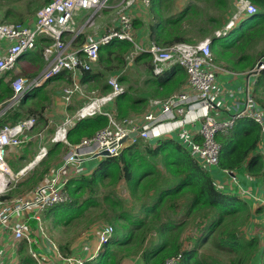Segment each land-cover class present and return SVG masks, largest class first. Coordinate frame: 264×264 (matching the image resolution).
Listing matches in <instances>:
<instances>
[{
    "label": "trees",
    "instance_id": "1",
    "mask_svg": "<svg viewBox=\"0 0 264 264\" xmlns=\"http://www.w3.org/2000/svg\"><path fill=\"white\" fill-rule=\"evenodd\" d=\"M1 1L13 5L20 0ZM48 1L28 0L24 13L9 7L3 12V20L24 22ZM172 1L151 0L149 5L153 18L146 24L148 38L163 45L196 40L188 34L192 21L200 10L203 12L200 2L205 3L204 9L211 8L215 12L203 19L198 33L201 38L212 36L214 30L224 26L235 6L234 0H193L173 15L167 12ZM251 1L257 6V12L243 20L250 22L244 32L233 28L224 37H211L214 61L223 68L249 70L259 59V53L264 57V47L260 52L254 51L259 42L263 41L264 45V0ZM133 23L135 27L143 26L137 17ZM132 48L131 42L119 39L100 46L95 67L82 75L81 83L87 81L88 87H96L99 94L111 91L107 76L124 69V54ZM148 56L142 52L134 60L141 62ZM146 68L151 74L150 63ZM173 71H180L181 75L171 78L165 71L156 77L153 92L147 91L146 95L164 97L177 90L186 74L178 65H173ZM124 79L123 75L118 77L119 82L125 83ZM261 89H264V70L256 76L252 91L259 96ZM11 92L9 88L6 95ZM260 97L264 100V96ZM76 103L79 107L83 101ZM147 104L148 98L141 97L137 89L129 85L106 107V112L121 120L144 111ZM108 123L109 118L103 113L78 119L67 130L66 138L71 144L79 143ZM176 137L159 138L154 144L138 139L118 155L100 159L89 173L70 177L65 185L70 200L54 204L43 213L48 228L66 226L74 219L83 221L86 230L98 220H101L98 224H110L113 227L111 237L97 258L84 264H121L123 259L137 256L141 264H165L178 254L177 264H253L258 255L263 257L264 264V245L261 249L259 237H246L242 230L251 217L247 203L234 192L218 189L211 172L202 167ZM216 139L220 144L218 167L233 170L244 166L245 172L259 181L264 193V159L256 151L260 139L259 124L250 118L239 119L228 132L218 133ZM28 144L34 148L36 140ZM67 150V145L62 142L52 143L46 157L30 170L28 177L10 184L7 194L1 195L0 199L32 189L53 165L60 163ZM34 154L35 150L26 148L18 162L26 161L24 167ZM9 165L14 172L19 170L10 160ZM119 188L127 195L119 193ZM189 227H194L195 232L188 235L185 232ZM26 248L27 242L23 240L19 264H36ZM59 248L65 255L75 249L70 241L60 244Z\"/></svg>",
    "mask_w": 264,
    "mask_h": 264
},
{
    "label": "built area",
    "instance_id": "2",
    "mask_svg": "<svg viewBox=\"0 0 264 264\" xmlns=\"http://www.w3.org/2000/svg\"><path fill=\"white\" fill-rule=\"evenodd\" d=\"M151 0H120L117 11V25H111L104 33L97 37H87L80 47H73L70 41L63 38L65 32L76 37L83 29L76 28L75 16L77 12L85 9L91 11L87 22L90 23L98 11L107 6L108 0H51L36 13V20L32 28L19 23H5L0 21V38L9 41L4 53L0 55V76L7 70L12 69L18 56L25 50L33 48L36 37L45 34L52 42L44 47V58L49 62L43 79L67 71L71 75V84L64 89V99L69 101L74 93H82L76 74L89 71L99 57L100 46L109 43L113 39L127 40L134 44L136 51L144 50V45L137 42L135 30L132 26V16L127 12L136 2L147 6ZM237 11L227 23L224 30L214 31L219 37L225 34L226 29L233 25L243 12L253 14L256 6L250 0H234ZM86 22V21H85ZM72 37V38H73ZM210 38L206 37L197 42H175L170 45H160L150 41L145 48L152 57L153 70L159 73L162 67L177 63L187 74V84L178 93L172 94L163 100H155L154 104L160 103V115L151 112L142 115L140 120L143 126L150 127L157 124L161 127L158 133H167L175 128L183 127L184 123L193 124L200 121V132L203 136L202 144L192 141L190 133L182 129L180 137L190 146L191 153L195 155L204 166L215 165L218 162L219 145L214 140L218 132L228 131L233 126L237 117L250 115L261 124L262 140L258 143L259 151L264 156V108L258 107L253 99L249 87H246L243 99V108L227 118L219 119L211 111L217 110L219 99V87L216 81V73L223 67L217 65L210 47ZM264 67V63L260 68ZM247 73V72H246ZM249 74V73H247ZM24 80L20 77L12 80L13 103L24 91ZM111 92L105 95L94 96L90 101L79 108L75 115L67 119L64 124H72L74 119H80L95 113H103L108 116L109 123L96 131L91 138H84L80 143L72 145L71 153L64 160V166L59 168L56 175L41 182L29 196H20L12 199L7 205L0 207V222L10 228L14 239L34 242L32 230L20 219L29 211V218L36 222L38 235L47 239L50 254L29 249L30 256L36 264H84L94 260L101 251V247L112 235L113 227L108 223L97 224L94 231L95 244L88 240L86 235L84 245L80 250L65 255L59 245L47 236L42 224V213L48 206L64 202L68 194L64 185L68 179L67 174L61 173L69 163H78L82 156H91L102 150L110 155H117L118 141L135 127L133 120L124 118L115 119L111 113L104 111L103 106L109 103L117 94L123 91L116 77H109ZM37 84V83H36ZM9 104V105H10ZM154 127L153 129H155ZM20 127L5 128L0 132V147L8 142L16 143V134ZM61 131L64 138L65 127H60L56 134ZM144 136L148 132L143 133ZM57 139L56 135L52 138ZM180 254L169 258L165 264H177Z\"/></svg>",
    "mask_w": 264,
    "mask_h": 264
},
{
    "label": "crops",
    "instance_id": "3",
    "mask_svg": "<svg viewBox=\"0 0 264 264\" xmlns=\"http://www.w3.org/2000/svg\"><path fill=\"white\" fill-rule=\"evenodd\" d=\"M112 1L114 0H111V2ZM119 1L120 0H118L114 4H107V7L104 9L108 17L107 21L100 22L94 27H86L83 30V33L73 40V45L75 47H80L85 41V38L88 34L99 36L103 33L106 27H109L111 25H117V15L113 16V12L109 9H117ZM140 6L141 3L136 2L131 8L127 9V12L132 16L133 19L137 17V19L139 18L143 22V26L141 28H137V39L140 32L145 33L146 37H148V29L146 24L153 18L150 13L149 15H141L139 10V12L134 11L135 9H139ZM145 17L147 20L146 22L144 21ZM33 24L34 20L28 19L26 21V25L28 26H33ZM71 37L72 36L69 34H66L64 36L65 39H71ZM8 44L9 42L6 39L0 38V55L4 52ZM44 45L45 38L39 37L37 40L36 47L31 51L23 53L19 58L20 61H17L18 64L16 63L13 69L7 71L6 73L0 76V102L10 95H6V93L8 89L11 88L10 80L14 76H23L28 79L31 83L34 78L39 77L41 71L44 68L48 67V63L45 61L41 53V49ZM21 59L24 60L21 61ZM142 61H145L144 67L147 74L146 67L147 65H149V62L146 61L145 58L142 59ZM165 71H167V75H169L171 78L179 77L181 75L180 71H173L172 66L167 68ZM146 74L143 72V75ZM81 76L82 73L78 75L80 82ZM147 79L148 77L142 81H146ZM67 80L68 73L62 72L53 79L46 81L43 84H39L33 89H30L28 93L11 109L5 111L4 113H0V126L4 124H15L20 120H24L28 117H33L36 119V122L32 132H48L51 131L53 128L55 130L57 127L63 124L64 119L70 117L74 113L73 111L75 110V108L78 107V104L76 102H84L87 95L91 91H96V89L91 86L90 88H92L93 90L91 89V91L88 92L84 89L80 95L74 94L71 98V101L67 103L62 96L63 88L65 83H67ZM142 81H138L136 85H143L144 82ZM216 81L219 87V104L217 110L213 112L218 118H225L230 114V109L234 108L235 100L241 101V99L245 96L242 92H245L246 87H249L250 90L252 89L255 82V76H253L252 74H247L246 70H232L228 68H222L216 73ZM185 82L186 75L178 89H181ZM82 83V86H89L87 81ZM147 83L149 82L146 81V84ZM152 98L156 97L153 96ZM195 137L199 138L198 135H196ZM156 140L157 138L150 139L149 142L154 144ZM11 156L12 155L10 154L9 157ZM92 159L93 158L83 160L86 161V166L88 169H90L89 171H87V169H84L83 173H89L98 163V160L96 159L97 163L90 166L89 163ZM82 162H80L79 164H73L74 166L72 168H75L76 166H82ZM57 166L58 165H55L54 168L50 170L48 177L57 168ZM208 170L211 172L214 181L222 185L221 190L223 192H234L240 197V199L246 201L251 212L250 219H254L255 221H257V223L261 226V231L264 236V205L260 201L264 199V193L261 189L259 181L255 180V178L253 177H250L248 173L245 172L244 166L233 169L230 171V173H225L218 166H211L208 168ZM231 176L235 177V182L231 179ZM29 192L30 190L24 191L22 192V194L27 195L29 194ZM13 197H16V195L12 196V198ZM20 219L26 221V223L32 230V235L35 240L31 244L27 243L26 251L28 252L29 249L32 248L33 250L39 251L41 253L50 254L48 241L46 238L38 235L33 220L29 218V211L25 215L21 216ZM45 224H47L46 221ZM256 227L257 225L253 224L252 222L250 223L249 220L246 225V228L244 229L246 237H250L253 235L259 237V235L255 233ZM259 239L261 242L260 246L262 249L264 245V239L260 237ZM88 240L91 244H95L96 238L95 236H89ZM22 241L23 240L14 239L10 228L4 225V223L0 222V264H19L20 243ZM72 245H74L75 247L76 243H73ZM73 251L77 252L80 251V249L75 247ZM262 263L263 257L261 255L256 256L253 260V264Z\"/></svg>",
    "mask_w": 264,
    "mask_h": 264
},
{
    "label": "clouds",
    "instance_id": "4",
    "mask_svg": "<svg viewBox=\"0 0 264 264\" xmlns=\"http://www.w3.org/2000/svg\"><path fill=\"white\" fill-rule=\"evenodd\" d=\"M51 1V0H50ZM251 1V0H250ZM49 2V1H48ZM47 2V3H48ZM109 2H111V0H108V2H107V4L109 3ZM151 2V1H150ZM234 2V1H233ZM252 2V1H251ZM47 3H45V4H47ZM140 3V2H139ZM253 3V2H252ZM45 4H43L42 6H40L35 12H34V14L32 15V17H30L29 19H31V20H34V23H35V20H36V13H37V11L41 8V7H43ZM254 4V3H253ZM150 5V3L147 5V7ZM234 5H235V3H234ZM255 5V4H254ZM144 6V5H143ZM256 6V5H255ZM107 7V6H106ZM106 7H103L102 9H105ZM118 9H119V7H117V11H118ZM82 10H85V9H82ZM90 10V9H89ZM81 11V10H80ZM80 11H78L77 12V15H78V13L80 12ZM86 11H88V10H86ZM100 11V10H99ZM98 11V12H99ZM256 12H257V6H256ZM256 12H254V13H256ZM233 14H234V12H233ZM233 14L231 15V17L229 18V20L227 21V23L231 20V18H232V16H233ZM76 15V16H77ZM116 15H117V12H116ZM75 16V17H76ZM97 15H95V17H96ZM90 17V16H89ZM89 17H82V19H81V22H79V23H77L76 22V28L77 29H85L86 27H89V26H91V25H93V23H94V19H95V17L94 18H92V20L90 21V23H88L87 22V19L89 18ZM0 21H2V22H5V23H15V22H6V21H4L3 19H0ZM27 21V20H26ZM26 21H24V22H18L19 24H21V25H23V26H26V27H29V28H32L33 26H34V24H33V26H28V25H26ZM75 21H76V18H75ZM86 21V22H85ZM227 23H225V25L224 26H222L221 28H218V29H216V30H224L225 29V27H226V25H227ZM237 23H238V19L234 22V24L233 25H231V26H229L227 29H226V32H225V34H223V35H220L219 36V38H221V37H224V36H226L233 28H235L236 26H237ZM132 26H133V28L135 27L134 26V23H133V18H132ZM109 27H111V26H109ZM108 27V28H109ZM107 28V29H108ZM138 27H135L134 28V30H135V34H136V32H137V29ZM141 28V27H140ZM107 29H105L104 31H103V33L107 30ZM83 30H82V32H80L76 37H73L72 35V37H71V39L69 38V39H65L64 38V36L66 35V34H71V33H69V32H65L62 36H63V38H64V40H66V41H70L71 42V44H72V46L73 47H75L74 45H73V40L75 39V38H77L80 34H82L83 33ZM216 30H214V31H216ZM214 31H213V34H212V36H215L214 35ZM212 36H205V37H203V39L204 38H206V37H209L210 38V40H211V37ZM39 37H43V38H45V40H47V41H49V43L47 42V43H45V45L42 47V49H41V53H42V56H43V58H44V55H43V49H44V47H46L47 45H49L51 42H52V39L49 37V36H47V35H45V34H40V35H38L37 37H36V40H35V45H34V47L33 48H30V49H27V50H25V51H23L19 56H18V58H17V60H16V62H15V64H14V66H13V68L15 67V65H16V63H17V61L19 60V58H20V56L23 54V53H25V52H27V51H31V50H33L35 47H36V44H37V40H38V38ZM93 37H97V36H92L91 38H93ZM216 37V36H215ZM2 39H5V38H2ZM87 38H85V40H86ZM7 40V39H6ZM136 40H137V42H141L142 43V41L141 40H138L137 39V37H136ZM200 40H202V39H200ZM8 41V40H7ZM127 41V40H126ZM150 41H154V40H151V39H149L148 37H146V44H143L144 45V50H141V51H136V49L134 50V54L136 55V56H138L140 53H142V52H146V53H148L149 54V56H148V58L150 59V65H151V71H152V75L153 76H155V77H157V76H160V75H162L164 72H165V70L167 69V68H169L170 66H172L173 67V65H178L177 63H174V64H170V65H167V66H165V67H162V70L159 72V73H156L154 70H153V64H152V57H151V53L150 52H148L145 48L148 46L147 44L150 42ZM199 41V40H198ZM9 42V41H8ZM130 42V41H129ZM156 42V41H155ZM179 42H186V41H179ZM194 42H197V41H193V42H191V43H194ZM132 43V42H131ZM156 43H158V42H156ZM158 44H160V43H158ZM172 44V43H171ZM9 45V44H8ZM132 45L134 46V44L132 43ZM160 45H163V44H160ZM167 45H170V44H167ZM163 46H166V45H163ZM210 47H211V42H210ZM7 48V47H6ZM134 48H135V46H134ZM100 50V49H99ZM5 51V50H4ZM212 51V50H211ZM4 53V52H3ZM2 53V54H3ZM133 53H131V55L133 54ZM213 53V52H212ZM1 54V55H2ZM134 57V56H133ZM132 57V58H133ZM99 58V57H98ZM45 59V58H44ZM45 61L49 64V62L45 59ZM98 61V60H97ZM97 63V62H96ZM96 63L94 64V65H92V67L94 66L95 67V65H96ZM258 63H260V64H258ZM262 63H264V57L263 56H261L258 60H257V62L255 63V65L251 68V69H249V70H246V72L247 73H249V74H252L253 76H255V78H256V76L259 74V72L260 71H262V70H264V67L263 68H260V69H258L259 67H260V65L262 64ZM50 67V66H49ZM49 67H46V68H44L42 71H41V73H40V75H39V77H36V78H34L33 80H32V82L30 83V81L28 80V79H26L25 77H23V76H17V77H20V78H22L23 80H24V83H23V89H24V91H23V93L15 100V101H13V103H11L10 104V99L12 98V96H13V93H14V91H13V88H12V85H11V82L12 81H10V87H11V94L6 98V99H4L3 101H1L0 102V113H4L5 111H7V110H9V109H11L14 105H16L27 93H28V91L30 90V89H33V88H35L37 85H39V84H43L44 82H46V81H49V80H51V79H53L54 77H56V76H58L59 74H61L62 72H67V71H62L61 73H59V74H57V75H53V76H50V77H48V78H46V79H43V76H44V74H45V72H46V70H48V68ZM91 67V69L89 70V71H91L93 68ZM178 67H180V68H182L180 65H178ZM12 68V69H13ZM183 69V68H182ZM9 70H11V69H9ZM9 70H7V71H9ZM184 70V69H183ZM6 71V72H7ZM5 72V73H6ZM85 72H87V71H84V72H80V73H77L76 74V80L78 81V83H79V81H80V79L78 78V75L79 74H81L82 73V75L85 73ZM68 73V80H67V82L69 83V85L71 84V82H72V79H71V75L69 74V72H67ZM185 74H186V72H185ZM120 75H118V77H119ZM16 77V78H17ZM82 77V76H81ZM110 77H112V76H110ZM113 77H115V76H113ZM108 79H109V77H108ZM108 79H107V83H108ZM116 79H117V77H116ZM14 80V79H13ZM117 81H118V79H117ZM119 82V81H118ZM37 83V84H36ZM81 83V82H80ZM80 83H79V85H80ZM109 84V83H108ZM120 84V83H119ZM187 84V74H186V82H185V84L181 87V89H177V90H175V91H173L172 93H170L169 95H167V96H164L163 98H159V97H156V98H153V100H150V101H148V104H149V106H147L145 109H144V111H141V112H139V113H133V114H131V115H129V116H127V117H124V118H127V119H131V120H133V125L135 124V127L133 128V129H131L130 131H128V133L129 132H133V131H137L138 130V128H142V130L140 131V132H138V135L137 136H135V137H133L132 138V143L131 144H133V143H136V141L138 140V139H142L143 141H146V142H149V140L150 139H155V138H157V139H159V138H168V137H171V136H174V135H176L177 137V139L189 150V153H190V155L193 157V158H195L198 162H199V164H201V166L202 167H205V168H209V167H211V166H218V162H217V164H215V165H210V166H204L199 160H198V158L195 156V155H193L192 153H191V150H190V146L186 143V142H184L183 140H182V138L180 137V132H181V130L182 129H185V130H187L189 133H190V135H191V139H192V141L193 142H195V143H198V144H202V142H203V136H202V134H201V132H200V129H201V124H200V121H196L195 123H193V124H187V123H184L183 124V127L181 128V127H179V128H175V129H173V130H171V131H169V132H167V133H158V134H155L154 132H156V131H158L159 129H161L162 128V126L161 127H157V124H155L154 126H150V127H145V126H143L142 124H143V122H142V120H140L141 118V116L142 115H144V114H146V113H149V112H151V113H153V114H155V115H158L159 113H160V111H161V107H160V103H158V104H154V101L155 100H158V101H160V100H163V99H165V98H167V97H169L170 95H172V94H175V93H178V92H180L184 87H185V85ZM69 85H65L64 86V88H63V99H64V89L66 88V87H68ZM121 85V84H120ZM122 86V85H121ZM80 87H81V85H80ZM122 88H123V86H122ZM83 90L84 89H82V92H83ZM93 90V89H92ZM111 90H112V87H111ZM125 89L123 88V91H124ZM94 91L95 90H93V91H91L89 94H93L94 93ZM123 91L121 92V93H123ZM109 92H111V91H109ZM109 92H107V93H109ZM242 92V91H241ZM107 93H105V94H107ZM121 93H119V94H121ZM242 93H244V92H242ZM250 93H251V95H252V97H253V99H254V93H253V91H252V89L250 90ZM74 94H79L80 95V93H74ZM73 94V95H74ZM87 95V97H86V99H91V96L90 95ZM105 94H99L98 93V91H97V93H96V95L97 96H99V95H105ZM119 94H117V95H119ZM73 95H72V97H73ZM116 95V96H117ZM95 96V95H94ZM115 96V97H116ZM71 97V98H72ZM114 97V98H115ZM114 98L111 100V101H109V103H107L106 105H110V103H112L113 102V100H114ZM85 99V100H86ZM88 99V100H89ZM243 99H244V97L241 99V101H237V100H235V105H234V108L233 109H230V114L227 116V117H229L230 115H232V114H234V113H237L239 110H241L242 108H243ZM65 100V99H64ZM255 101H257L256 99H254ZM66 101V100H65ZM71 101V99L69 100V101H66L67 103H69ZM90 101V100H89ZM10 104V105H9ZM87 104V103H86ZM147 104V105H148ZM82 105V104H81ZM85 105V104H84ZM84 105H82V106H84ZM106 105H104L103 106V109H104V111H106L105 110V106ZM257 105H258V107H261L258 103H257ZM81 106V107H82ZM81 107H79V108H81ZM78 107L73 111L74 113L70 116V117H67L66 119H64V122H63V124L62 125H60L59 127H57L56 129H55V133L54 134H52L51 136H50V138H49V141L51 142V144L52 143H54V142H62V143H64L65 145H67V147H68V150H67V152L64 154V156L62 157V160L60 161V163H58L57 165V170L59 169V168H61L62 166H63V162H64V160L66 159V157L71 153V149H72V145H75V144H71V143H69L68 142V140H67V138H66V133H67V130L70 128V127H72L74 124H75V121L76 120H78V119H74L73 120V123L72 124H64L65 123V121L67 120V119H70V118H72L74 115H75V113L77 112V110L79 109ZM261 108H264V107H261ZM216 111V110H215ZM212 112V114L214 115V116H216L215 115V113L213 112V111H211ZM96 114V113H95ZM94 115V114H93ZM160 115V114H159ZM158 115V116H159ZM90 116H92V115H90ZM85 117H88V116H85ZM217 117V116H216ZM227 117H225V118H227ZM84 118V117H83ZM124 118H122V119H124ZM218 118V117H217ZM242 118H250V119H252L253 121H255L257 124H259V126H260V139H259V141L260 140H262V131H261V124L259 123V122H257L256 120H254L250 115H242V116H239V117H237V119L235 120V123L239 120V119H242ZM81 119V118H80ZM121 119V120H122ZM219 119H223V118H219ZM35 122H36V119L35 118H33V117H28V118H26V119H24V120H20V121H18L17 123H15V124H4V125H2V126H0V132L2 131V130H4L5 128H17V127H20V129H19V131L17 132V134H16V138L18 139V142H16V143H11V142H8V143H5V144H3L1 147H0V164H3V165H5V167H7L10 171H9V174H7V173H5V175L7 176V175H9L10 177H13V181H15V183H17L18 182V180L20 179V178H22V176L25 174V173H27L28 171H30V170H32L33 169V167L41 160V159H43V158H45L46 157V154H47V151H48V147L51 145V144H49L48 146H46V145H41L40 147H39V150H38V154H37V151L35 150V147L34 148H31L30 147V145L28 144L30 141H32V140H36V146H38V143H39V141L40 140H42L43 138H44V135H43V131H38V132H32L33 131V128H34V126H35ZM235 123L233 124V126L231 127V128H229L228 129V131L230 130V129H232L233 127H234V125H235ZM189 126V127H188ZM62 128V127H65V132H64V138H63V136H62V132L61 131H59L57 134H56V132L58 131V129L59 128ZM154 127H156L155 129H153ZM228 131H225V132H218V133H226V132H228ZM30 132H32V133H30ZM144 132H148V135L147 136H144L143 135V133ZM96 133V132H95ZM127 133V134H128ZM218 133H216L215 135H214V140H216V142H217V144L219 145V151H220V144L218 143V141H217V139H216V135L218 134ZM126 134V135H127ZM56 135V137H57V139H55V140H53L52 138L54 137ZM126 135H124V136H126ZM196 135H198L199 136V138H196L195 136ZM123 136V137H124ZM122 137V138H123ZM91 138V137H90ZM121 138V139H122ZM120 139V140H121ZM119 140V141H120ZM118 141V142H119ZM259 141H258V143H259ZM80 143V142H79ZM258 143H257V149H256V151L258 152V153H260L261 154V156H262V158L264 159V156L262 155V153L259 151V148H258ZM76 144H78V143H76ZM131 144H129V145H131ZM117 145H118V147H119V144L117 143ZM129 145H127V146H129ZM127 146H125V147H127ZM17 148H19V151H16V149ZM26 148H29V149H31V150H35V154H34V156H33V159L30 161V162H28L24 167H22V165L23 164H25L26 163V161L23 163V164H21V162H18V158H19V156H20V154L26 149ZM70 148V149H69ZM118 149V148H117ZM123 150V149H122ZM121 150V151H122ZM102 151H106V150H102ZM101 152V151H100ZM108 152V151H107ZM99 153V152H98ZM12 155L11 157H9V155ZM96 154V153H95ZM109 154V153H108ZM119 153H118V151H117V155H118ZM94 155V154H93ZM110 156H112V155H110L109 154V156L108 157H110ZM113 156H116V155H113ZM89 158H92V155L91 156H82L81 158H80V161L78 162V163H69V165H70V167H69V169H67L68 171L65 173V174H67V177H68V179H67V181L69 180V178L70 177H72V176H74L75 174H73V175H69V172H70V169H72V165L73 164H79L80 162H82L84 159H89ZM98 158H100V159H102V158H105V157H98ZM97 158V159H98ZM94 159V158H93ZM100 159H98V161L100 160ZM9 160L10 161H12L17 167H18V171L17 172H14L12 169H11V167H10V165H9ZM218 161H219V154H218ZM54 166L55 165H53L51 168H50V170L52 169V168H54ZM56 169L51 173V175L48 177V174L50 173V170H49V172L32 188V189H30V192H29V194H27V195H24V194H18V195H16V197H11V198H4V199H0V207H3V206H5V205H7V203H9L12 199H14V198H17V197H20V196H29V195H31V193L34 191V189L41 183V182H43V181H45V180H49L50 178H52L53 177V174H54V172H56ZM225 173H230V171L231 170H229V169H222ZM18 173H21V175L19 176V177H17L16 175L18 174ZM81 173H83V172H81ZM231 179L235 182L236 180H235V177L234 176H231ZM67 181H66V183H67ZM7 182H8V179H7ZM14 183V184H15ZM66 183H65V185H66ZM14 185L13 183H12V181H9V183H6V185H7V187L6 188H8L9 189V185ZM215 184H216V182H215ZM218 185H220L221 187H222V185L221 184H219V183H217ZM217 184H216V187L218 188V186H217ZM65 185H64V190H65ZM8 189H7V191H8ZM219 189V188H218ZM221 190V189H220ZM4 191H5V187H4V189L2 190V191H0V196L1 195H5V194H7V192H5L4 193ZM66 191V190H65ZM66 193H67V191H66ZM68 194V193H67ZM68 200H70V197H69V195H68V199L67 200H65L64 202H66V201H68ZM261 202H262V204L264 205V199L263 200H260ZM64 202H58V203H54V204H59V203H64ZM246 202V201H245ZM54 204H52V205H54ZM52 205H50V206H52ZM50 206H48V207H50ZM47 207V208H48ZM44 213V212H43ZM43 213H42V215H41V218H42V224H43V226H45V220L43 219ZM33 220V219H32ZM33 222H34V224H35V228H36V222L33 220ZM101 223H104V222H101ZM45 228V227H44ZM37 230V229H36ZM90 234H89V236H95L94 235V233L92 232V234H91V231H88ZM88 232H85V234L87 235V233ZM96 238V237H95ZM26 241V240H25ZM27 242V241H26ZM104 245V244H103ZM102 245V246H103ZM101 249H102V247H101ZM100 249V250H101ZM100 253V252H99ZM97 258V257H96ZM135 260H137V261H139L137 258L135 259ZM35 261V260H34ZM92 261V260H91ZM126 261V258L125 259H123L122 260V262H121V264H123L124 262ZM140 262V261H139Z\"/></svg>",
    "mask_w": 264,
    "mask_h": 264
},
{
    "label": "rangeland",
    "instance_id": "5",
    "mask_svg": "<svg viewBox=\"0 0 264 264\" xmlns=\"http://www.w3.org/2000/svg\"><path fill=\"white\" fill-rule=\"evenodd\" d=\"M32 1L33 0H30V2H32ZM117 1L118 0H114V1L109 2V3L110 4H114ZM27 2H28V0H20V1L14 3L12 5L10 3L1 1L0 2V19H3V17H2L3 16V12L7 8H9V7H13L14 10L16 12H18V13H24L25 10H26ZM40 2H42V0H40ZM188 2H193V0H173L170 3L169 7L167 8V12L170 13V14H173V15H177L178 12L180 10H182ZM199 5L203 8V12L201 13V10H200L199 11L200 14L198 13V15L195 17V20L192 21V27H191V30L189 31V34H188L192 38L195 37L196 40L203 39V38L199 37V34L198 33H199V27L201 25H203L204 20L207 18V16L209 14H211V13L212 14H215L214 9H211V8L204 9L205 8V3L204 2H200ZM109 10H111L113 12V16H116V12H117V9L116 8H110ZM138 10L140 11V14L141 15H147V14L149 15V12H148L149 6L147 7V6H143L141 4L140 8L139 9H135L134 11L135 12H139ZM236 11H237V9L234 6V10H233L234 14H235ZM90 14H91V11L90 10H88V11L81 10L78 13V15L75 17L76 18V22L77 23L81 22V19H82L83 16L87 18V17L90 16ZM250 15L251 14L248 13V12H243L240 15V17L238 18V23H237V26L234 28V30L235 31H239V32H244L249 27V23L250 22H247L246 20H245L246 22H244L243 20L245 18L247 19V17L250 16ZM107 19H108V17L106 15V12L104 11V9H101L99 11L98 15L95 17L93 25H91L89 27H94V26H96L100 22L107 21ZM144 21L145 22L147 21L146 20V17H145V20ZM15 23H18V22H15ZM188 27H190V26H188ZM107 28L108 27H106V29ZM92 36H94V35L93 34H88L86 36V38L87 37H92ZM138 40H141L143 44H146V34L143 33V32L142 33L140 32L139 35H138ZM263 47H264L263 41H261V42L258 43V45L254 49V51L255 52H260L263 49ZM134 50H135V48L133 46L132 50H130L129 53H127V54L125 53L124 54V57H125L124 58L125 59V62H124V65L125 66L123 65V68L124 69L118 71V73L115 72V73L109 74L107 76V79L110 76H115L118 79V75H123L125 77V79H124L123 82H125V81L126 82L125 83L119 82V83L123 86L124 89H126V87H128L129 85H131L132 87H134V88L137 89V92L139 93V95L141 97H147L148 98V101L153 100V98H152L153 96H147L146 95V92L147 91L153 92L154 87L157 85V83L155 81L156 77L153 76L152 74L148 73V72L146 74L145 67H144L145 61L135 62L134 59H135L136 55L133 53ZM247 51H250V50L248 49ZM131 53H133V54L131 55ZM246 53H250V52H246ZM257 56L260 58L261 57V54L259 53ZM22 60H24V59H21V61ZM146 61L150 62V59L148 58ZM143 72L146 75H143ZM16 77L17 76H14L10 81H12L13 79H15ZM147 77H148V79L146 81L149 82V83L146 84V81H142V80H145ZM138 81H142V82H144V84L143 85H136ZM79 83H80V81H79ZM65 85L67 86V85H69V83L67 82V83H65ZM80 85H81V88L82 89H85L88 92H90L91 89H92L90 87L82 86L83 83H80ZM96 93H97V89H96V91H94L93 94H89V95L92 98V97H94V95L97 96ZM260 96H264V89H261V91L259 93V96L254 94V99L257 98L259 100L260 104L261 103L264 104V100ZM159 98H163V97H159ZM88 99H86L82 103V105L88 103L89 100H90V99L89 100ZM82 105H80L79 107H81ZM108 106H109V104L105 106V110H106V107H108ZM148 106H149V104H148ZM54 133H55L54 128L51 131H48V132H45L44 131L43 132L44 138L42 140H40L39 143H38V146L35 147V150L37 151V154H38L39 147L41 145L48 146L49 144H51V142L49 141V138ZM143 142H146V141H143ZM16 151H19V148H17ZM96 159L97 158H94V159L90 160V163H89L90 166L96 164L97 163V160L100 159V158H98L97 160ZM82 163H83L82 166H76L75 168L70 169L69 175H73V174L78 175V174H81V172H84V169H87V171L90 170L86 166V161H83ZM63 166H64V162H63ZM73 166L74 165H72V167ZM69 167H70L69 164L66 165L65 168H64V170L61 173H66L68 171L67 169H69ZM56 172H57V169H56ZM56 172H54L53 176L56 175ZM29 173H30V171H28L27 173H25L22 176V178H20L18 181H20L21 179H26L28 177ZM7 178H8V182L7 183H9V181H12L13 184L15 183V181L12 180L13 177H10L9 175H7ZM217 186H218L219 189H222V187L220 185L217 184ZM4 187H5V191H4V193H5V192H7V189H8V188H6L7 187L6 183L0 184V191H2L4 189ZM118 191L122 195H124V194L127 195V193H125V191H123V188H119ZM77 220L78 219H74L71 224H68L66 226L62 225V227H57V228L50 227V229L48 228L47 224H45L44 227H45L47 236H49L50 239L53 240V241H55V243H57L58 245L64 244V243L70 241L71 244L76 243V246H75L76 248H80L82 245L86 244L85 243V240H86V234H85V232L94 231L96 225L98 223H100L99 221H101V220H98V221L94 222L93 225L91 224L90 227H89V229H87V230L85 229V225H84L83 221L78 222ZM50 222L53 223L51 220H50ZM251 222L253 224L257 225V227L255 229V233L258 234L260 238L264 239V236H263L262 231H261V226L254 219H250V223ZM245 228H246V226L242 227L243 232H244V229ZM194 232H195L194 227H189L186 230L185 233L189 235V234H192ZM186 244L187 245H190L188 240H186ZM136 258H138V256L137 257H127L126 258V261L123 264H141L139 261L135 260Z\"/></svg>",
    "mask_w": 264,
    "mask_h": 264
},
{
    "label": "water",
    "instance_id": "6",
    "mask_svg": "<svg viewBox=\"0 0 264 264\" xmlns=\"http://www.w3.org/2000/svg\"><path fill=\"white\" fill-rule=\"evenodd\" d=\"M260 64V63H258ZM142 130V128H138L137 131H133V132H129L126 136H124L119 142V147L117 149L118 153L121 152V150L132 143V138L138 135V132H140ZM109 154L107 151H101L99 153H96L94 155H92V158H98V157H108ZM21 175V173H18L16 176L19 177Z\"/></svg>",
    "mask_w": 264,
    "mask_h": 264
},
{
    "label": "bare ground",
    "instance_id": "7",
    "mask_svg": "<svg viewBox=\"0 0 264 264\" xmlns=\"http://www.w3.org/2000/svg\"><path fill=\"white\" fill-rule=\"evenodd\" d=\"M9 169L7 167H5V165L0 164V184L2 183H7V176L5 175V173L9 174Z\"/></svg>",
    "mask_w": 264,
    "mask_h": 264
}]
</instances>
